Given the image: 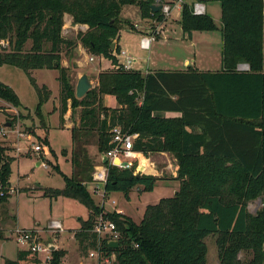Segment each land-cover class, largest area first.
I'll list each match as a JSON object with an SVG mask.
<instances>
[{
  "label": "trees",
  "instance_id": "16d2710c",
  "mask_svg": "<svg viewBox=\"0 0 264 264\" xmlns=\"http://www.w3.org/2000/svg\"><path fill=\"white\" fill-rule=\"evenodd\" d=\"M219 1L221 27L207 13L194 14L186 2L180 24L188 36L220 28L224 41L220 71L110 69L101 72L97 86L78 99L68 69L62 65L63 54L81 43L90 54L116 61L120 48L113 49L112 44L125 24L135 27L123 17L124 7L137 5L142 18L161 20L160 11L151 7L154 0H0V66H17L27 75L38 95L34 115L41 129H47L43 107L53 93L33 77L36 69L60 72L63 122L69 109H81L79 123L71 130V175L62 174L56 166L65 187L46 189L44 195L75 199L89 209V219L74 232L83 257L94 250L107 257L114 254L112 264H207L205 240L216 236L220 264H264V0ZM66 14L75 24L88 26L76 39L63 35ZM242 61L250 65L249 71H238ZM109 95L116 98L117 107L104 104ZM0 99L23 108L17 93L2 82ZM166 112L181 116L158 115ZM117 127L138 135L135 151L147 157L169 153L177 162L173 178L180 185L177 194L148 205L140 223L106 211L88 190L97 165L89 148L95 145L100 155L106 154ZM44 143L49 145L47 139ZM14 152L0 139V206L11 197ZM159 180L167 179L137 177L135 167L109 166L106 196L123 193L129 198L135 187L152 191ZM254 202L262 207L252 213ZM101 214L120 233L118 249L93 232ZM5 215L0 214L1 224L11 219L15 224V216L8 219ZM3 234L0 227L1 240ZM29 255L20 250L17 260L5 264H24ZM53 256L59 264L66 251L56 250Z\"/></svg>",
  "mask_w": 264,
  "mask_h": 264
},
{
  "label": "rangeland",
  "instance_id": "374dc122",
  "mask_svg": "<svg viewBox=\"0 0 264 264\" xmlns=\"http://www.w3.org/2000/svg\"><path fill=\"white\" fill-rule=\"evenodd\" d=\"M196 1L201 0H184V3L186 2L192 6ZM202 2L207 6V14L220 25L222 15L220 1L204 0ZM181 14L178 13L179 17H175L173 14L170 19L165 20V22L162 21L161 26L165 27L164 31L154 34L155 39L152 42L151 49L147 50L141 47V40L144 35H151L157 28V19L149 16L143 18V21L136 5L124 7L122 15L125 19L131 20L135 27L132 28L130 25L125 24L120 33L128 45L125 50L137 58L136 68L147 69L149 67L152 71H156V69L160 68H175L172 67L173 64H179L183 68L182 57L189 56L194 58L195 55L199 62L200 60L207 61L206 63L203 62L204 65H201L200 62L199 66H207L213 61L215 64L208 65L210 66L209 68L222 67L221 37H215L206 31H198L195 32L196 44L194 43L195 45L191 46L188 40H176L177 36H182V31L178 28L176 29L177 32L171 35L172 39L169 43L163 42L171 31H168V25H174L177 22L175 19H181ZM139 23L141 25L145 24L146 32L143 35L136 32L137 28L141 26ZM82 27H84L82 24L70 26L65 22L63 35L68 39H76L80 31L87 29ZM186 36L189 37L187 34ZM160 37L163 38L161 39ZM30 46L31 41L26 47L29 48ZM69 52V54H63L62 65H66L70 83L74 88L77 87L78 81L84 73L89 75L94 87L97 86L99 74L103 71L116 69L123 60L122 57L116 56V61L110 58L113 66L107 64L97 65L96 63L99 62L98 58L90 61L84 57L85 52H89L81 43ZM74 61H79L82 66L75 67ZM237 69L238 71H249L250 65L242 61L238 63ZM32 74L39 85L48 86L54 93L53 98L43 107L46 130L41 129V123L34 115L38 105V95L23 69L8 64L0 66V80L13 85L19 92L23 105L30 110L17 109L0 100V123L11 124L14 122L12 121L13 118L16 117L15 125L5 128L7 132L5 142L14 148V155L17 158L12 165L10 176L13 194H10L11 197L8 203L0 206V214L6 213L5 217L8 219L15 216L17 218V227L21 229L46 231L52 222H60L63 225L64 232L59 234L57 242L60 247L59 250L66 251L64 259L67 264H80L83 256L79 253L73 233L81 228L82 221L89 219L90 211L84 204L75 199L66 197L51 199L46 197L44 192L46 189H63L65 181L62 174L71 175L72 134L69 128L72 129L75 124H78L81 109H69V113H67L66 119L64 117L63 122L61 120V85L58 80L60 72L58 69H36ZM108 105L110 107L118 106L116 100L109 101ZM21 114L26 118L21 117ZM28 115L30 117H27ZM19 134L24 136H19ZM45 139L48 140L49 144L46 146L48 148L46 157L43 154L38 155L31 151L34 145L43 144L45 146ZM16 142L22 150L21 153L13 146V143ZM51 150L54 151V154ZM64 151L67 152L66 156L63 155ZM90 151L94 159L99 160L100 153L97 147L91 146ZM165 154L159 153L148 157L143 155L140 162H135L134 167L137 175L140 169H145L143 166L148 164L145 166L151 167H149L147 175L166 178L167 180H159L152 191H143L142 187H135L131 191L129 198H126L123 193L110 194L105 200L106 211H117L131 218L136 223H140L148 205H155L161 199L173 197L179 189V182L173 180V174L177 173V162L174 155ZM38 163H41V165L38 166ZM58 165L62 174L55 169ZM94 187L95 185L90 183L88 190L96 203L101 205L102 198L100 194L94 192ZM113 201L116 202L115 205H113ZM261 207V203L254 202L250 205V211L255 213ZM12 224H14L12 219L3 224L4 229L7 230L3 234V239L7 237V240L0 239V264H5L6 260H17L18 253L21 250V246L12 235V232L17 227L13 228ZM43 237H46L45 233H43ZM216 239V236H209L205 240L208 246L207 264H220Z\"/></svg>",
  "mask_w": 264,
  "mask_h": 264
},
{
  "label": "built area",
  "instance_id": "2783aa9c",
  "mask_svg": "<svg viewBox=\"0 0 264 264\" xmlns=\"http://www.w3.org/2000/svg\"><path fill=\"white\" fill-rule=\"evenodd\" d=\"M154 5L161 6L160 13L163 17L162 20H157L158 26L153 31L151 35H144L141 40V47L143 49L150 50L152 42L155 37L154 34L164 31V26L162 21L170 19L173 14L182 13V6L184 0H154ZM192 11L196 15H203L207 13V6L202 1H196L192 6ZM84 28V27H82ZM119 58L122 57L123 60L119 63L117 68H124L125 71H134L138 69L135 67L137 58L130 55L125 49H121L119 53L116 54ZM91 60L94 59V56L90 57ZM19 136H24L19 134ZM138 135H131L129 133L123 132L121 128L117 127L113 129L112 133V148L108 150L105 154L108 158V165L115 166L121 169H132L135 166V162H140L143 158V154L134 150L135 141ZM0 139L6 141L7 132L5 128L0 129ZM13 146L21 153L22 150L18 146V143H13ZM31 151L39 154H43L46 157L48 148L43 144L34 145L31 148ZM29 152V151H28ZM148 165V164H145ZM144 165V166H145ZM109 166L107 164L101 163L96 166V170L93 175V184L94 192L100 194L102 198L101 207L106 210V191L105 186L108 181L109 176ZM143 166V165H142ZM151 167V166H149ZM148 166H145V169H140L138 175H147ZM141 168V167H140ZM13 194V190L11 191ZM113 205L116 204L115 201L112 202ZM117 212V211H116ZM119 213V212H118ZM63 225L60 222H52L49 228L46 231H41L39 229H21L17 228L12 232L13 237L17 240L18 244L21 246V250L28 252L29 261L24 262V264H56L54 261L53 252L49 248V242H52L55 245V251L59 250L60 247L57 244L59 234L63 233ZM93 232L100 239H107L111 241H118L120 238V233L117 231L116 225L114 222L108 220L104 214H101L96 222ZM43 233L46 234V237H43ZM74 237V236H73ZM116 259V256L113 254L110 257H107L102 251H90L86 257H83L80 264H112ZM59 264H67L65 259H61Z\"/></svg>",
  "mask_w": 264,
  "mask_h": 264
},
{
  "label": "crops",
  "instance_id": "0c3cea01",
  "mask_svg": "<svg viewBox=\"0 0 264 264\" xmlns=\"http://www.w3.org/2000/svg\"><path fill=\"white\" fill-rule=\"evenodd\" d=\"M195 1V0H194ZM201 1H204V0H201ZM136 7H137V9H138V11H139V13H140V9H139V7L136 5ZM124 17V16H123ZM175 17H179L178 16V14H175ZM125 18V17H124ZM64 20H65V22H67V24H69L70 26H77V25H79V24H75L74 22H73V18H72V16L71 15H69V14H66L65 15V17H64ZM142 20L144 21V19L142 18ZM177 22L176 23H174V25H172V24H170V25H168V31H170L169 32V35L168 36H166V38H165V41H163V42H167V43H169L170 42V40L172 39V36L171 35H173L175 32H177L176 31V29H180L181 31H182V36H177L176 37V40H181V39H185V40H188V41H190V45L192 46V45H195L196 44V42H195V32H198V31H194L189 37H187L186 36V34L183 32V29H182V27H181V24H180V19H175ZM135 22H137V21H135ZM139 22V21H138ZM83 25V24H82ZM139 25H141L140 23H139ZM217 25L219 26V27H221L222 26V20H221V24L219 25L218 23H217ZM84 27H86V28H88V26L87 25H83ZM145 24L144 25H141L139 28H137V31L136 32H138V33H140V34H144L145 32H146V30H145ZM132 31H134V30H132ZM206 32H208L209 34H213V36H215V37H221V51H223V45H224V41H223V37H222V32H221V30H220V28H219V30H215V31H206ZM161 39L163 38V37H160ZM159 38V39H160ZM115 43H116V46H119V48H120V50L121 49H127L128 48V45H127V43H125V41L123 40V38H122V35H121V33H120V35H119V38L118 39H116L115 40ZM195 43V44H194ZM116 46H115V48H116ZM82 50H84V49H82ZM85 56V58L86 59H89L90 61H94L95 60V58H98L99 59V62L98 63H96L97 65H104V64H107V65H112L113 66V63H112V60H110V58H107V57H104V56H96V55H94V59L93 60H91L90 59V57H92L93 55H91V54H89V53H87V52H85V54H84ZM182 61H183V63H184V67L183 68H181L180 66H179V64H173L172 65V67H175V68H160V69H166V71H175V69H186V68H188V67H194V68H197V69H199V71H202V72H208V71H211V72H216V71H220V69L222 68H209L210 66H208V65H210V64H212L213 63V61L210 63V64H208L207 66H199L200 64L201 65H204L203 64V62H207V61H202V60H200V62L198 61V58L196 57V55H195V57L193 58V57H189V56H183L182 57ZM200 63V64H199ZM215 63H213L212 65H214ZM221 65H222V52H221ZM66 66V65H65ZM45 69H47V68H45ZM138 69H140V68H138ZM141 71H144V72H151L152 71V69L151 68H149V67H147V69H141ZM156 71H157V69H156ZM0 82H2V83H4V84H6V85H8V86H10L16 93H17V95L19 96V98H20V101H21V103H22V106H23V109L24 108H26L24 105H23V102H22V100H21V97H20V95H19V92L13 87V85H11L10 83H7V82H3V81H1L0 80ZM59 83V82H58ZM50 89V88H49ZM51 90V89H50ZM52 91V90H51ZM52 93H53V91H52ZM54 94V93H53ZM53 94H52V97H51V99L53 98ZM50 99V100H51ZM1 100V99H0ZM113 101V100H116V98L114 97V96H105L104 97V104L107 106L108 105V102L109 101ZM109 106V105H108ZM69 113V112H68ZM67 115V114H66ZM66 115L64 116L65 117V119H66ZM160 117H166V118H174V117H180L181 116V114H179V113H169V112H166V113H159L158 114ZM79 123V122H78ZM2 126V128H6L5 127V124H3L2 122L0 123ZM76 125V124H75ZM69 130H72L71 128H69ZM198 131V130H197ZM14 140V139H13ZM15 142V141H14ZM92 147H97V146H95V145H93ZM89 152H90V155L92 156V153H91V151H90V148H89ZM167 154V153H166ZM165 154V155H166ZM93 158H94V156H92ZM96 161V166H98V165H100L101 163H102V155H100V157H99V160H95ZM70 162H71V160H70ZM41 165V163H38V166H40ZM59 166V165H58ZM72 170V169H71ZM174 175V178H176L177 177V173H174L173 174ZM179 187H180V185H179ZM16 220H17V218H16ZM8 224H9V222H8ZM18 225L16 224V222H15V224H12V227L14 228V227H17ZM0 227L1 228H3L4 229V225L3 224H1L0 223ZM17 228H19V227H17ZM16 228V229H17ZM15 229V230H16ZM7 230H5L4 229V232H6ZM14 231V230H13ZM12 232V231H11ZM74 234V233H73ZM10 239V238H9ZM3 240H7V237H6V239H3Z\"/></svg>",
  "mask_w": 264,
  "mask_h": 264
},
{
  "label": "water",
  "instance_id": "95a60500",
  "mask_svg": "<svg viewBox=\"0 0 264 264\" xmlns=\"http://www.w3.org/2000/svg\"><path fill=\"white\" fill-rule=\"evenodd\" d=\"M151 7L154 11H160L161 10V6H159V5L152 4ZM115 46H116V43L114 42L112 44V48L115 49ZM74 66L75 67H81L82 64L79 61H74ZM93 88H94L93 81L91 80V78L89 77V75L87 73H84L78 81V84L76 87V97L78 99L84 98L89 93V91L92 90ZM5 127L9 128V127H11V124L7 123V124H5ZM108 161L109 160H108L107 156L105 154L102 155V163L108 164ZM139 176L140 175H138L137 177H139ZM176 194H177V192L175 193V195ZM109 244H110V247L112 249H118L119 248V242L118 241H111ZM48 246H49L51 251H55V245L52 242H49Z\"/></svg>",
  "mask_w": 264,
  "mask_h": 264
},
{
  "label": "bare ground",
  "instance_id": "6f19581e",
  "mask_svg": "<svg viewBox=\"0 0 264 264\" xmlns=\"http://www.w3.org/2000/svg\"><path fill=\"white\" fill-rule=\"evenodd\" d=\"M143 167H145V166H143Z\"/></svg>",
  "mask_w": 264,
  "mask_h": 264
}]
</instances>
